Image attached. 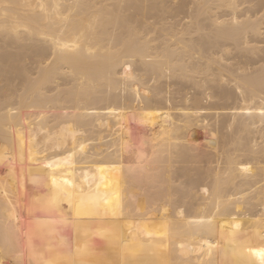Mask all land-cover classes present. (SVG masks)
Returning a JSON list of instances; mask_svg holds the SVG:
<instances>
[{"label": "bare ground", "instance_id": "6f19581e", "mask_svg": "<svg viewBox=\"0 0 264 264\" xmlns=\"http://www.w3.org/2000/svg\"><path fill=\"white\" fill-rule=\"evenodd\" d=\"M0 264H264V0H0Z\"/></svg>", "mask_w": 264, "mask_h": 264}, {"label": "rangeland", "instance_id": "374dc122", "mask_svg": "<svg viewBox=\"0 0 264 264\" xmlns=\"http://www.w3.org/2000/svg\"><path fill=\"white\" fill-rule=\"evenodd\" d=\"M169 22H171V21H169ZM152 34H153V36H157L155 33H152ZM121 69H124V67L121 68ZM141 69H142V68H141ZM141 69L137 70V72H136L137 75H141V76L144 75V71L141 70ZM163 80H164V79H163ZM177 80H178V79H177ZM177 80H176V81H177ZM167 81H168V91L170 92L169 94H167V96H168L169 98H172V99L170 100V99L167 97L169 100H168V101H167V100H164V102H163L164 104H163V105L165 106L166 101H167V104L169 103V106H171V104L173 105V106L169 107V106L166 104L167 107H169V108L171 109L172 113H173L172 118L175 119V118H177V117H176V115L174 116V112H176V113L178 114V112H177V111H178V108H177V101H176V100H178L177 98H180V95L178 94V93H179L178 87H179L180 84H178L179 80H178V82L175 81V78H170V79L166 80V82H167ZM174 81H175V82H174ZM163 82H165V80H164ZM166 82H165V83H166ZM174 83H175V84H174ZM176 83H177L178 85H177ZM175 85H176V86H175ZM181 85H182V84H181ZM150 87H151V88H150ZM179 88H180V87H179ZM150 89H152V84L149 85L148 88H147L146 90H150ZM176 90H177V91H176ZM175 91H176L177 93H175ZM181 91H182V90H181ZM174 94H176L175 96H177V95H179V96H177L176 99H175V102L172 103V101H174ZM174 106H176V107H174ZM176 108H177V109H176ZM172 109H173V110H172ZM174 110H176V111H174ZM173 111H174V112H173ZM161 120H162V121H161ZM178 120H179V119H178ZM178 120H177V121H178ZM158 121L160 122V123L158 122V123H159V126L162 127V128L160 127L161 129H163V127H166V126H167V127L165 128V131L163 130L164 133H163V132L161 133V131L159 130V129H160L159 127H158L159 129H158V128H153V129H151V128H152L151 126H150L151 128H150V127H149V128L147 127V130L151 129V130H149V131H151V132H153V130H154V132H155V131L160 132V135H159L158 132H156L157 135L160 136V138H159V136H157V135H156V136H157L158 138H157L156 136H154V137H156V141H157V139H158V141H157L158 143L154 140V142H155L154 144H155V145L152 144V146L154 147L152 150H154V153H155V154H157V153H159V151H162V150H163V152L165 153V155L167 154V156H168V155L170 156V152H171V150H174V146H175L176 144L179 143V142L174 143L173 141H172V143H171V141H170V140H174V139H170V138H173L174 135H175V133L177 132V129L174 128L173 125H175L176 123L178 124V122H176V120H173L174 124L171 122V123H172V124L170 123L171 126L168 124V125L170 126V127H169V126L167 125V121H166V120L163 121V119H159ZM163 122H164V123H163ZM165 122H166V124H165ZM162 123H163V124H162ZM164 124H165V125H164ZM222 125H223V124H222ZM222 125L220 124V127H221ZM175 126H176V125H175ZM171 127H172V128H171ZM176 127H177V126H176ZM167 128H168V129H167ZM169 128H170V131H169ZM171 129H173V130H171ZM166 130H167L168 132H167ZM175 130H176V131H175ZM149 131H147V133H148V134L146 133L147 135H150V134H151ZM171 131H172V132H171ZM173 131H175V133H174ZM179 132H180L179 134L182 136V138H185V137H186V136H185V134H187L186 129L183 130V131H179ZM168 133H169V134H168ZM153 134H154V133H152L151 135L153 136ZM170 134H171V135H170ZM161 135H162V136H161ZM167 135H168V136H167ZM172 135H173V136H172ZM152 136H151V137H152ZM171 136H172V137H171ZM152 138H153V137H152ZM174 138H175V137H174ZM167 139H169V140L167 141ZM202 139H203V138H202ZM205 139H206V138H204L203 140H205ZM165 140H166V141H165ZM195 140L198 141V142H201V141H202V140H199V139H195ZM174 141H175V140H174ZM177 141H179V140H177ZM164 142H166L167 145H166V143H164ZM168 142L171 143V144H173L174 146H170V144H168ZM204 142H205V141H204ZM156 143H157V144H156ZM162 144H163V145H162ZM164 144H165V146H164ZM193 144H195V141H193ZM157 145H158V146H157ZM166 146H169L170 148H171V147L173 148V149H172V148L170 149L169 147H167V149L169 148V150H167V152L169 151V152H168L169 154H168L167 152L164 151V150H166ZM158 150H159V151H158ZM179 150H180V149L176 148L174 151H179ZM141 152H142V153H141ZM163 152H161L162 154H160V155H162V157H163ZM139 153L143 155V153H146V152H144V151L137 152L138 155H139ZM137 154H136V155H137ZM126 155H127V154H126ZM128 155H129V156H127V157L130 158V153H129ZM142 155H140V156H142ZM19 156L22 158V160H21V161H22V164H24L25 168L30 172V171L32 170V168H33V165H32V164H29L28 162H25V161H24V157H23L22 154H19ZM140 156H138V157H140ZM153 156H155V155L153 154ZM153 156H152V159H153V160L161 158V156H159V158H155V157H153ZM135 157H136V156H135ZM157 157H158V156H157ZM165 157H166V156H165ZM142 158H143V157H142ZM138 159H139V160H137V163H136V162H134V163H135L136 165H139V166H140V165H142V162H143V161H142L141 158H138ZM140 159H141V161H140ZM143 160H144V158H143ZM132 161H133V160H131V162H132ZM175 161H176L175 158L172 159V162H175ZM140 162H141V163H140ZM139 163H140V164H139ZM143 164L145 165V162H143ZM142 166H143V165H142ZM22 167H23V165H22ZM140 167H141V166H140ZM179 182H181V181H179ZM177 185H180V183H178ZM177 185L175 184V186H177ZM175 188H176V187H175Z\"/></svg>", "mask_w": 264, "mask_h": 264}]
</instances>
